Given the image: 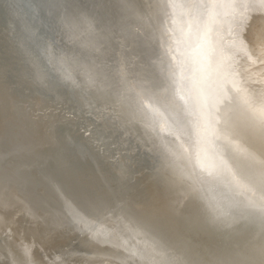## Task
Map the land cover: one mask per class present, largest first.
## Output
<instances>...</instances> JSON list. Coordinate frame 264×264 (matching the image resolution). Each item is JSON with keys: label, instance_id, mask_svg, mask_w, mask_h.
<instances>
[{"label": "bare ground", "instance_id": "bare-ground-1", "mask_svg": "<svg viewBox=\"0 0 264 264\" xmlns=\"http://www.w3.org/2000/svg\"><path fill=\"white\" fill-rule=\"evenodd\" d=\"M125 1L0 0V264H264V226L240 214L264 206V121L222 101L215 154L226 167L202 157L198 168L195 145L171 134L182 105L154 78L167 68L152 77L121 45L109 50L127 32ZM131 1L140 27L167 2ZM262 34L258 10L246 31L258 52ZM241 71L246 93L264 95L258 67ZM97 200L109 206L106 236L62 227L67 206Z\"/></svg>", "mask_w": 264, "mask_h": 264}, {"label": "snow or ice", "instance_id": "snow-or-ice-1", "mask_svg": "<svg viewBox=\"0 0 264 264\" xmlns=\"http://www.w3.org/2000/svg\"><path fill=\"white\" fill-rule=\"evenodd\" d=\"M258 10L264 12V0H167L162 14L157 17L162 51L169 60L176 98L183 109L181 120L171 134L182 142L191 141L195 145L196 166L201 170L202 157L212 159L214 167L220 170L226 167L222 158L215 154L219 144L216 129L223 119L219 109L222 101L234 112L264 121V95L246 93L247 80H238L243 75L242 69L258 67L264 74V34L259 37V52L257 44L246 38L247 21ZM225 26V34L217 39L213 33ZM152 53L153 50H148L149 55ZM236 123L239 125L238 121ZM260 131L264 132V126ZM92 204L93 211L67 206L62 227L81 229L85 234L95 232L97 237L106 236L104 225L109 206L103 200ZM240 214L255 217L264 226V206ZM26 215L31 216L32 213L29 211ZM212 223L223 231L221 221L213 219ZM8 234H11V228ZM229 237L223 236L221 242L227 243ZM104 243L110 242L105 240ZM31 251V246H22L25 258ZM122 253L130 261L136 254L131 245L123 247Z\"/></svg>", "mask_w": 264, "mask_h": 264}, {"label": "rangeland", "instance_id": "rangeland-1", "mask_svg": "<svg viewBox=\"0 0 264 264\" xmlns=\"http://www.w3.org/2000/svg\"><path fill=\"white\" fill-rule=\"evenodd\" d=\"M128 1H129V3L127 4L126 2H128ZM125 3H126L127 5H126ZM130 3H131V4H130ZM130 5H131V6H130ZM127 6H128V7H127ZM129 6H130L131 8H130ZM125 7L127 8L126 10H127L128 13L125 11ZM128 8H130V10H129ZM123 9H124V10H123ZM132 9H133V10H132ZM131 10H132V11H131ZM122 11H124V12H122V14H121V17L123 18V20H121V22H122L121 24L123 25V27L125 26L124 29H125L127 32L129 31V29H130L131 27L135 26V28L133 27L132 30L130 29L131 32H130V31H129V32H130L131 34L133 33V34L135 35V34L138 32V29L140 28L139 31H141V36H143L142 38H143V39L147 38L146 35H147V33H148V35H147V36H148V38H147L148 40H146V39H145V40L148 41V42H150V41H151V38H150V37L153 36V38H152L153 40H152V41H154L155 43H154V42H150L151 44H149L148 42H146V44H145L146 46L144 45V43H143V45H144V46H143V45H142V42H145V41H144V40L142 41V39H141L140 43H139L138 41H136L137 38H135V37H136L137 35L134 37V35L132 34V36H133L134 38H130V37H132V36H131L129 33H127V32L124 33V32H123V33H121V35H119L120 38L122 39V41H121V39H119V41L117 40V43H116V41H115V42H111V43L108 42V43H110V44L107 43V45H108V46H109V45L113 46L114 44H119V46L121 45V46H120V47L122 48L121 50H122V51H125V53H123V54H127V53H128V55H127V59L130 58V56H131V57H132L131 59H132L133 61H138V62H140V61H144L145 63H144V62H143V63H144V64H147V67H149V68L151 67V68H152V69H151V73H150V74H152V75H151L152 77L155 76L156 74H158V72L161 71V69H162V70H164L165 68L169 69V68H168V67H169V65H168L169 63H168L167 61H165V60H168L167 56H166V58H165V55L163 54V51L158 50V49L162 46V44L160 43V42H162V38L159 37V36H161V35H157L158 38H157V36H155L156 34H160V31H159V29H158V28H159V23H158V22L156 23L155 18H153L154 23H153V20H149V21H152L153 24L150 23V22H148L149 25H148L147 23H146V24L144 23V25H141V27H142V26H145V27H142L143 30H144V28H146V26L148 25L147 28L144 30V31H145V32H144V31L141 29L140 25H139V24L142 23V21H141V19H140V18H141V17H140V14H139L138 12H136V10H135V8H134V5H133L132 1L130 2V0H126V1L124 2V4H123ZM129 11H130V13H129ZM125 12H126V14H125ZM133 12L135 13V14H133V15H134V16L136 15L138 20L135 18L136 16L134 17V16L131 14V13H133ZM137 13H138V14H137ZM128 14H129V15H128ZM130 14H131V17H128V16H130ZM126 15H127V16H126ZM124 16H125V19H124ZM126 17H127L128 21L126 20ZM132 18H133V19H132ZM129 19H130V20H129ZM125 20H126L127 22H125ZM132 20H134L136 23H135L134 21L132 22ZM136 20H137V21H136ZM138 21H139V22H138ZM140 21H141V23H140ZM123 22H125V24H124ZM145 22H146V21H145ZM130 23H131V25H130ZM155 23L158 24V25H156ZM114 24H115V23H114ZM126 24H127V25H126ZM132 25H133V26H132ZM138 25H139V26H138ZM114 26H115V25H114ZM129 26H130V27H129ZM136 26H137V27H136ZM151 26H152V27H151ZM156 26H157L158 28H157ZM127 27H129L128 30H127ZM138 27H139V28H138ZM148 27H150V28H148ZM137 28H138V29H137ZM152 28H153V29L155 28V29H154L155 31L152 32V33H155V34H153V35H152V33L150 32V31H153ZM156 28H157V29H156ZM135 29H136V30H135ZM149 30H150V31H149ZM156 30H157L159 33H157ZM132 31H133V32H132ZM221 31H222V30H221ZM119 33H120V32H118V34H119ZM142 33H146V34H143V35H142ZM150 33H151V34H150ZM139 34H140V33H139ZM127 35H128V36H127ZM213 35H215L216 38L218 39V37H217L218 34L216 35V34L214 33ZM124 36H125L126 38H125ZM129 36H130V37H129ZM144 37H145V38H144ZM123 38H124V39H123ZM128 38H129V39H128ZM159 38H161V39L159 40ZM125 39H126V40H125ZM135 39H136V40H135ZM154 39H155V40H154ZM157 39H158V40H157ZM123 40H124V41H123ZM131 40H132V41H131ZM149 40H150V41H149ZM125 41H126V42H125ZM120 42H121V43H120ZM123 42H124L125 44H124ZM129 42H130L131 44H130ZM136 42H138V43H137V44H138V47H137V44H135ZM156 42H157V43H156ZM158 42H159V43H158ZM112 43H114V44L112 45ZM128 43H129V44H128ZM153 43H154L155 46L152 45ZM122 44H123L127 49H125L124 46H123V47H124V49H123ZM132 44H133L134 46H135V45H136V46L133 48V45H132ZM147 44H149L150 46L147 45ZM159 44H161V46H160ZM128 45H129L130 47H129ZM141 45L143 46V50H142V48H141ZM151 45L154 46V48H155V52H154V50H153L154 48H152V49L150 48V47H152ZM157 45H158V46H157ZM114 46H115V45H114ZM114 46H113V47H114ZM139 46H140V48H139ZM147 46H148V47H147ZM156 46H157V47H156ZM113 47H111V50H112V49H114V50H115V49H118V46H115L116 48H113ZM144 47H146L147 49H146V48L144 49ZM158 47H159V48H158ZM129 48H130V49H129ZM136 48H138V49L136 50ZM161 48H162V47H161ZM161 48H160V49H161ZM131 49H133V50H131ZM150 49L153 50V54H152V55H154V56L149 55V54H147V55L145 54V53H148V52H144V51H148V50H150ZM156 49H157V51H156ZM109 50H110V46H109ZM118 50H119V49H118ZM118 50H115V51H118ZM129 50H130V51H129ZM138 50H139V51L141 50V51L139 52ZM126 51H127V52H126ZM131 51H132V52H131ZM142 51H143L144 54L142 53ZM159 51L162 52V54H161ZM130 52H131L132 54H131ZM134 52H136L138 55H136V53H134ZM157 52H158L159 54H161L162 56H163V55H164V56L162 57V56H160V55H158V54H156V56H155V53H157ZM118 54H119V53H118ZM123 54H121L122 57H124ZM129 54H130V56H129ZM119 55H120V54H119ZM144 55H145V59H144V57H143ZM125 56H126V55H125ZM137 56H138V57H137ZM139 56H141V57L139 58ZM159 56L164 60V62H162L163 60H162ZM151 57H152V58H151ZM148 58H150V59H148ZM158 58H160V59H158ZM164 58H165V59H164ZM134 59H135V60H134ZM156 59H157L158 62L156 61ZM145 60H146V61H145ZM149 61H150V63H149ZM155 61L157 62V64L154 63ZM159 61L162 62V63H161V66H162V64H163L164 68H162V67L159 65V63H160ZM146 62H147V63H146ZM152 62H153V63H152ZM165 62H166V63H165ZM140 63H141V62H140ZM148 63H149V64H148ZM153 64H154V65H153ZM164 64H166V66H165ZM149 65H150V66H149ZM156 65L158 66V70H157V68H156V67H157ZM154 66H155V67H154ZM160 67H161V68H160ZM153 68H156V71H158V72H154V73H152V72H153ZM159 68H160V69H159ZM167 69H166V72H167ZM154 71H155V69H154ZM162 72H164V71H162ZM162 72H159V74L157 75V76H159L158 79L156 78V76H155L154 78L156 79V81L159 80V82L157 81L158 83H160L161 85L165 86L169 91H171V92L173 93V91L175 90V84H174V86H172L173 83H174V80L171 79V78L169 77V76L172 75V74H169V73H171L170 70H168V73L164 72L166 75H165L164 73H162ZM160 74H161V77H160ZM163 74H164L166 77H165ZM167 74H169V76H168ZM171 77H172V76H171ZM160 78H161V79H163V78L165 79V78H166L165 81L168 79V80H167L168 82L166 81V82H167V83H166L165 81L161 80ZM169 79H170V80H169ZM162 81H163V82H162ZM169 81H170L171 84L169 83ZM172 82H173V83H172ZM164 83H165V84H164ZM167 84L170 85V86L168 85L169 88L167 87ZM172 87H174V88H172ZM171 88H172V89H171ZM174 92H175V91H174ZM221 154H223V152H222ZM221 174H222V173H221ZM222 175H223V174H222Z\"/></svg>", "mask_w": 264, "mask_h": 264}, {"label": "water", "instance_id": "water-1", "mask_svg": "<svg viewBox=\"0 0 264 264\" xmlns=\"http://www.w3.org/2000/svg\"><path fill=\"white\" fill-rule=\"evenodd\" d=\"M43 17V16H42Z\"/></svg>", "mask_w": 264, "mask_h": 264}]
</instances>
